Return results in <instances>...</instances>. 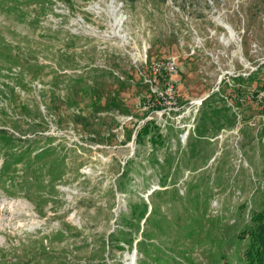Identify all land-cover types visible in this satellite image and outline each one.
I'll return each mask as SVG.
<instances>
[{"label": "rangeland", "instance_id": "rangeland-1", "mask_svg": "<svg viewBox=\"0 0 264 264\" xmlns=\"http://www.w3.org/2000/svg\"><path fill=\"white\" fill-rule=\"evenodd\" d=\"M237 84L264 88V0H0V264H243L264 108Z\"/></svg>", "mask_w": 264, "mask_h": 264}, {"label": "built area", "instance_id": "built-area-1", "mask_svg": "<svg viewBox=\"0 0 264 264\" xmlns=\"http://www.w3.org/2000/svg\"><path fill=\"white\" fill-rule=\"evenodd\" d=\"M178 63L177 60L175 58H169L167 60H158V61H154L152 64H150V72H151V77H147L146 78V82L149 83L152 86H159L162 85V88H159L161 90L158 91H153V94L156 95V97H154L155 99L159 100L161 99V91L165 92L167 90H170L171 92H174V98H176L177 96V80H175V78L178 76L179 74V70H178ZM247 75H251L247 74ZM163 77V80L160 81L159 77ZM244 77H248L246 75H244ZM224 79L221 78L219 84L221 85ZM217 91H214L212 93L209 94H205L199 98H194L192 100H190L189 102L183 103L181 101V105H186L187 109L190 110V116H193V120H192V124L185 127L184 129L186 130V134L185 136H190L192 131L197 129V124H196V120L199 118V116L201 117V113L202 110L204 109L206 103L208 100H210L211 96ZM233 94V93H232ZM247 100H250L251 102H255L256 104L262 106L264 108V89H259L256 90L254 92L248 93L246 94L245 97L243 96H239L238 94H234L232 95L230 102L231 104H233L235 102H245ZM236 104V103H235ZM175 107L176 109L180 112V107H179V102L176 100L175 101ZM232 106V105H231ZM155 107L161 108V106H157L155 104V102L153 103V106L149 107L148 110H152L155 111ZM151 113V112H150ZM174 113L176 114V111H174V108H171L169 110L168 108H165V115L167 116V119L170 117V115ZM156 119H148L147 122H155ZM156 123V122H155ZM167 123V122H166ZM158 125V124H157ZM160 126V125H159ZM161 127V126H160Z\"/></svg>", "mask_w": 264, "mask_h": 264}, {"label": "trees", "instance_id": "trees-1", "mask_svg": "<svg viewBox=\"0 0 264 264\" xmlns=\"http://www.w3.org/2000/svg\"><path fill=\"white\" fill-rule=\"evenodd\" d=\"M149 73L150 74H149L148 77H151L150 70H149ZM252 75L253 74L249 75V77H251ZM146 78L147 77L145 76L144 81L146 80ZM246 78L247 77L239 76L238 78H233V79H238V81H242L245 84L246 83L245 81H247ZM159 79H160V81H162L163 80V77L161 76V77H159ZM227 86H229V84H227ZM245 90H246L245 89V86L238 85L237 84L235 86V89H234V92L233 93H236L239 96H241V94ZM244 93H246V92H244ZM244 93H243V95H244ZM216 95H218V94L217 93H214L211 96L210 100L207 101L205 107L207 106L208 103H210L212 101L213 96L216 97ZM151 96H152V98L156 97V95L153 94V92H151ZM222 97L225 99V96L224 95ZM228 97H229V100H230L231 99V96H228ZM228 97H227V99H228ZM235 103L237 105H239V102H235ZM232 107L233 106H230L229 105V107H227V110L226 109L224 110V111H227V112H225V114H227V113L228 114H233L231 111H229V110L233 109ZM151 111L152 110H148V113H150ZM201 115H203V114H201ZM201 117H200V119H201ZM237 117H238V114L236 113V115L233 114V116L231 118V120H234V125L236 123ZM151 123H155V122H148L145 125V127L142 128V131L139 134L140 135L141 134L145 135V134L152 133L153 132V129H157L158 130L157 125L151 124ZM231 123H232V121L231 122L230 121H227L226 123H224V125H227V124L228 125H231ZM135 126L136 125H134L133 127H135ZM218 127L220 128V126H218ZM198 130H199V127H198ZM203 131L205 132V130H203ZM158 138H159V141L162 142L161 136H159ZM242 233H243L242 234L243 238L244 237H248L249 238V244L247 245V249H246V253H245V258H244L245 261H243L242 263L243 264H264V209L261 212H252L251 213V225L246 230H244Z\"/></svg>", "mask_w": 264, "mask_h": 264}, {"label": "bare ground", "instance_id": "bare-ground-1", "mask_svg": "<svg viewBox=\"0 0 264 264\" xmlns=\"http://www.w3.org/2000/svg\"><path fill=\"white\" fill-rule=\"evenodd\" d=\"M232 36H234V34L231 32Z\"/></svg>", "mask_w": 264, "mask_h": 264}]
</instances>
